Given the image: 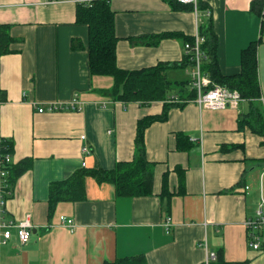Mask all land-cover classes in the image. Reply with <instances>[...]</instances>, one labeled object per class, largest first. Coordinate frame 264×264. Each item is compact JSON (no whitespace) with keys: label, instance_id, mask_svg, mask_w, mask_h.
Listing matches in <instances>:
<instances>
[{"label":"crops","instance_id":"0c3cea01","mask_svg":"<svg viewBox=\"0 0 264 264\" xmlns=\"http://www.w3.org/2000/svg\"><path fill=\"white\" fill-rule=\"evenodd\" d=\"M86 1L0 0V24H11V48L19 47L0 57L6 96L0 101V141L13 142L8 162L31 161L11 191L0 189V232L26 215L32 224L25 243L14 227L6 243L0 235V264H104L138 255L145 264H202L211 250L216 259L210 264H264V237L252 249L245 225L264 199L263 137L239 128L246 102L239 109L199 108L185 92V98L173 92L185 104L145 131L150 194L118 196L110 183L86 177V198L50 207L49 185L82 167L111 170L131 160L137 120L162 111L158 100L148 105L113 100L108 95L113 78L88 72V28L75 22L76 5ZM108 1L118 67L169 62L170 80L185 81L186 68L174 63L199 27L210 26L226 75L239 71L241 49L260 38L257 70L264 97L261 0H197V11L178 0ZM169 32L179 36L152 43L155 35ZM52 103L58 108L49 110ZM63 215L72 219V230L61 223Z\"/></svg>","mask_w":264,"mask_h":264},{"label":"trees","instance_id":"16d2710c","mask_svg":"<svg viewBox=\"0 0 264 264\" xmlns=\"http://www.w3.org/2000/svg\"><path fill=\"white\" fill-rule=\"evenodd\" d=\"M173 7L179 8V2L174 1ZM260 6L261 3H258ZM114 11L111 9L108 0H89L78 3L75 9V22L85 24L88 30L87 40V61L88 69L92 75H107L113 78V86L108 91V95L113 100L123 103L137 102L141 105H148L152 102L161 101L162 111L155 115H146L138 119L135 127L134 157L129 161L116 163L113 169L104 170L101 168H80L69 178L63 181L52 183L49 188L48 203L53 206L60 200L78 201L86 198L85 179L94 178L98 183H110L114 192L118 196H141L152 192L153 170L152 163L148 161L145 147V131L148 125L156 121H164L172 107H182L185 103L176 98V92L181 95L185 92V97L194 99L196 91L189 87L190 80H175L166 75L169 62H158L149 67L137 69H122L116 62V42L118 37L114 28ZM11 24H0V57L5 54L15 53L18 48H11L13 39ZM200 36L204 41L200 49L204 56L201 58L202 72L208 76L214 84L226 86L231 90H236L242 97V103L248 104L247 112H243L239 120V128H249L256 135L263 137L264 143V107L260 85L258 80L257 47L260 38L251 41L240 51L239 71L235 74H222L217 60V36L210 26L199 27ZM178 37V32L162 33L154 36L157 43L163 37ZM15 42V40H14ZM194 42V38H189L185 43ZM183 45V46H184ZM76 44L72 41V47ZM191 54L184 55L182 60L174 63L175 66L187 68L193 63ZM176 96V97H175ZM184 97V98H185ZM6 96L0 89V101H5ZM176 99V100H174ZM242 103L239 104L238 108ZM13 152V142L11 139L0 141L1 156L9 155ZM30 159L24 158L17 163L6 162L2 168L6 172L5 191H11L17 179L30 167ZM244 188V187H243ZM7 195L4 194V198ZM261 247V245H260ZM221 258L222 249L217 250ZM104 264H145L142 255L118 258Z\"/></svg>","mask_w":264,"mask_h":264},{"label":"built area","instance_id":"2783aa9c","mask_svg":"<svg viewBox=\"0 0 264 264\" xmlns=\"http://www.w3.org/2000/svg\"><path fill=\"white\" fill-rule=\"evenodd\" d=\"M178 1L184 4L192 3L194 5V11H197V0ZM260 11L262 16H264V0H261ZM207 15H210L209 11H207ZM203 41V36H200L199 33H196L194 36V42L190 44L186 43L184 45L185 55L191 54L190 58L193 61V63L186 68L190 80V87L196 91V97L193 100L199 106V108L237 109L239 104L243 101L238 91L231 90L226 86L214 84L213 81L202 72V69L200 68L202 65L201 58L204 55L200 49V45ZM262 101L264 102V97H262ZM72 107H74L73 103ZM57 108V103L48 105L49 110H55ZM38 110L40 112L44 111L42 107H40ZM8 160V155H0V189H2V191H4L7 186L5 181L6 172L2 168V165L5 163V161L8 162ZM248 188V185L244 186L245 191L248 190ZM168 220L169 218H167L166 226H169ZM60 221L63 225L68 226L71 230L73 229L74 224L72 219L63 215L60 216ZM245 225L247 228V239L249 246L255 250L259 249L262 238L264 237V199L262 197L255 208L253 217L246 219ZM6 227V229L1 230L0 232L2 243H6L11 238L12 234L9 227H14L16 229V235L20 242L25 243L29 241L32 229L29 215H26L23 219L21 218V220L16 223L10 222ZM215 259L216 252L211 250L208 252L202 264H210Z\"/></svg>","mask_w":264,"mask_h":264},{"label":"rangeland","instance_id":"374dc122","mask_svg":"<svg viewBox=\"0 0 264 264\" xmlns=\"http://www.w3.org/2000/svg\"><path fill=\"white\" fill-rule=\"evenodd\" d=\"M179 70L177 71V73H179ZM181 75H185L184 71L181 72ZM177 79H179V75L177 76Z\"/></svg>","mask_w":264,"mask_h":264}]
</instances>
